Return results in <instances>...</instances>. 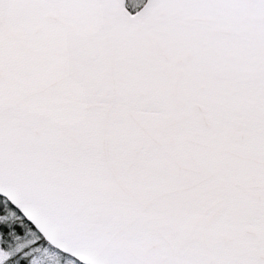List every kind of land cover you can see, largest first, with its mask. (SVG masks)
I'll return each instance as SVG.
<instances>
[{
    "label": "snow or ice",
    "instance_id": "6c2138e0",
    "mask_svg": "<svg viewBox=\"0 0 264 264\" xmlns=\"http://www.w3.org/2000/svg\"><path fill=\"white\" fill-rule=\"evenodd\" d=\"M0 264H264V0H0Z\"/></svg>",
    "mask_w": 264,
    "mask_h": 264
}]
</instances>
